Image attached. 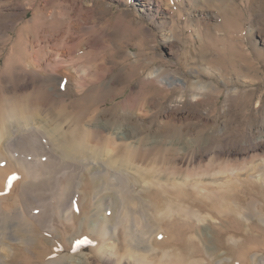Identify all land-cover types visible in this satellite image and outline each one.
Masks as SVG:
<instances>
[{
  "label": "rangeland",
  "instance_id": "obj_1",
  "mask_svg": "<svg viewBox=\"0 0 264 264\" xmlns=\"http://www.w3.org/2000/svg\"><path fill=\"white\" fill-rule=\"evenodd\" d=\"M169 36L173 47L164 42ZM157 69L189 87L152 83L149 74ZM25 95L47 101L46 115L15 133L8 151L22 168L41 173L37 183L49 185L39 192L43 200L20 199V212L37 231L13 240L0 236V264H45L53 258L43 259L46 252L57 248L55 254L84 253L82 264H129L126 256L93 249L95 240L107 243L102 235H91L95 244L84 242L94 217L115 220L116 214L110 225L119 226L118 234L137 232L141 246L153 251L131 264H264V0H158L151 8L136 0H0V112ZM133 96V118L145 122L142 134L157 131V140L178 143L177 150L153 151L141 163L165 159L177 170L161 178L186 181L143 192L128 174L121 175L123 190L106 186L94 193L85 184L99 175L86 166L96 161L63 160L47 132L57 120L53 126L44 118L63 112V131L78 126L82 132L97 113L106 116L102 121L128 114L125 102ZM112 131L97 139L103 143ZM130 195L141 211L127 218L119 201ZM183 207L199 210L206 221L185 216ZM6 213L0 203L2 220ZM19 226L27 227L25 218ZM120 244L123 253L127 247Z\"/></svg>",
  "mask_w": 264,
  "mask_h": 264
},
{
  "label": "bare ground",
  "instance_id": "obj_2",
  "mask_svg": "<svg viewBox=\"0 0 264 264\" xmlns=\"http://www.w3.org/2000/svg\"><path fill=\"white\" fill-rule=\"evenodd\" d=\"M136 1H138V4H142L143 7H147V8H149V7L151 8L153 5L157 6V3H158V0H136ZM199 1L200 0H195L196 3ZM142 12H144V11L142 10ZM216 16L212 15V16H210V18H213V17L216 18ZM208 18H209V16H208ZM164 42L166 45H168L170 47H173L175 44L174 43V37H172V36H169L166 39V41H164ZM149 79L151 80L152 83L155 82L156 84H158L162 87H165L166 89H171L173 87H179V88L184 90V89H187L189 87L188 83L184 79L177 77L173 73L167 72L166 70H162V69H157V70L152 71L149 74ZM192 86L195 87L194 85H192ZM197 86L201 87L199 85H197ZM28 94H30V93H28ZM11 99H13V98H11ZM135 101L136 100L133 96V97L128 98L125 102L126 107L129 109V113H131V115H128L129 113L128 114H121V115L117 116V119L113 118V119H109V120L106 119V120L102 121V119H104L106 116H104L103 112L97 113L93 117H91L89 123L82 125V127L80 126L81 127L80 130L82 132L79 131L78 126H77L78 131L72 130V127L69 128L68 130H66L65 132L63 131L64 130L63 125H62L63 123L61 120L65 121L68 119V118L63 119L64 114H65L63 112H61L60 114L57 112L58 116L55 115L54 119L53 120L51 119V121H48L47 118H44L45 119L44 121L42 120L46 124L51 123L53 126H54L53 122L55 120L58 121V122L57 121L55 122V126L53 128H51V129L49 128V130L47 128V132L49 133V141L52 144V148H54L58 151L59 155L62 156L63 160L66 161V159L67 160L74 159V161L75 160L78 161L80 163V165L86 164L83 162L86 159L89 160V159L93 158L94 161H96V162L93 161L94 163H91L90 165L86 166L90 171H92V169H93L92 175H94V174L99 175L98 177L93 176V178H92L93 183L85 184V187L89 186V188H91L94 193L100 194L101 191H103L106 186H110V187L112 186V187H115V189L117 188V189L123 190L124 188H126V186L123 184V181L121 179L122 178L121 175L128 176V174L133 175L135 178L134 180L136 182H134L132 184L133 188L134 187L136 188V186L138 185L137 182H140L143 185V190H142L143 192H148V190L152 189L153 186L172 187L175 185H180V183H185V181H186V180L181 179L179 177H177V178L175 177V178H173V180H171L169 178L166 180H163L161 178V176H160L161 173H163L165 171H171L172 172L174 170H177V168H175V165L173 163H170L165 159L164 160L162 159L161 161H156L154 163V165H152L151 167H145L143 165V163H141V160L143 159V157L145 155L153 152V151H161L162 153H167L173 149L177 150L178 143L176 142L174 144L173 142H175V141L169 142L167 138H160L159 140H157V138H159V136L157 137V135H158L157 131L151 132L148 135H146V133H145V135H143L141 132V130H142L141 125L144 124L145 122L143 120L138 121L137 119L133 118L134 115L138 116L137 113H134V111H132V109L135 107ZM46 106H47V101L43 100V98L42 99L40 97L34 98V97H31L30 95H25L22 97L20 96V98L18 97L17 99L14 98L13 101L8 103L7 108L5 110H1V112H0V162L6 161L5 163L0 165V203L3 204L4 209L7 211V213H6L7 215H6L5 219L2 220L0 218V236H3L4 239L6 238V239L13 240L14 238L22 237L25 234L27 235V233L31 234V232L36 233V231H37L36 224L31 222V220L29 218L24 217V214L22 213V211L20 212L19 205H21L22 203L20 204L19 201H20V199H22V197L25 198L27 203L28 202L31 203L32 199H34V200L36 199L37 201L43 200L44 198H43L42 194L39 192H41L45 189L44 185L45 186L49 185V181L44 179L43 182L37 183V181L42 180V178H41V180H38V176L40 177L41 173H38L35 170L34 171L33 170L27 171L25 169V167L22 168L23 167V166L21 167V163H22L21 161L22 160L21 159L18 160L17 158L12 156V152L9 153L10 151H8V149H9L10 139H13L15 133H20V132L23 133V131L26 132L27 131L26 125L28 123H32V122L37 123L40 115L45 114V110H46L45 107ZM147 114H149V111H147ZM92 122H94V125L90 124ZM44 123H43V128H44ZM14 125H17L19 132L12 129ZM39 126H40V123H39ZM109 127H110L111 131L112 130L113 131L110 132L111 134H109L107 136V138H105L104 142L102 141L103 143H101V141L98 140L97 138H100V135L104 132V130L105 129L107 130V128H109ZM31 128H33V127H31ZM69 133L71 134L72 139L69 138L70 137ZM79 133L80 134L83 133L81 136L82 138L78 136ZM105 135H103V136H105ZM188 147H189V145H188ZM26 148H27V146H26ZM13 158H15L14 161H13ZM101 160L104 161L105 164H103V165L106 166V168H104L103 171L99 169L102 165ZM46 167H47L46 169H48V167H50V166H46ZM51 167H52V165H51ZM19 168L24 169L26 172L20 170ZM15 170H18L19 172L15 171ZM43 171H44V169H43ZM27 172H28V174H27ZM107 172H109V176L107 178H104L106 176L105 173H107ZM45 174H48V172H46ZM83 177H84V175H83ZM49 179H51V178H49ZM52 179H53V177H52ZM110 179H114L115 182L114 183L110 182L109 181ZM83 181H84V179H83ZM88 181L90 182L91 180H88ZM178 182H180V183H178ZM68 183H69V180H68ZM67 184H66V186H67ZM69 184H68V186H69ZM20 185L23 186L21 189V192H22L21 195L22 196L18 195L16 193V189ZM71 185H73V184H71ZM80 185L83 187L84 183L81 182ZM49 187H51V186H49ZM46 190H47V187H46ZM67 190H66V193H67ZM85 190H87V188ZM79 192H80V195L84 194V190H81ZM29 197H31L32 199L28 200ZM14 198H15V201L11 204L10 202ZM127 198L128 197H126L123 200H120L119 205L121 208H124V210H122L124 213V216L129 218V216L131 214H136V213L140 212L141 208H138L136 204L131 202V201H134L136 199L135 195L134 196L130 195L129 198L128 199ZM63 199H65V198H63ZM124 200H125V202H124ZM97 201H99V200H97ZM82 202H83V199H81V196H80V204ZM99 203H101V201H99ZM65 204H68V203H65ZM61 205H62V203H61ZM64 206H67V205H64ZM25 209H27V208H25ZM137 209H138V211H137ZM167 210H170L169 213L173 212V208H169ZM227 210H232L234 212L237 211L234 209V207H231ZM107 211H109V209H106V212ZM181 211L187 217H192V218L197 217V220L199 222L206 221L205 217H202L201 213L198 212L199 210L198 211H192L189 208L185 209L183 207V210H181ZM78 214L79 215L81 214V208H79L78 212H75L74 215H78ZM98 216L94 217L92 219L93 220L92 226H91V228H88V231H86L88 233H85L88 240L87 241L83 240L84 242H88V243L91 242V244H95L96 242H98V245H94L95 246L93 248L94 250H96V251L99 250V252L102 255L112 254V255H117L121 258H122V256H123V258L126 256V258H127L126 260H128L129 264H131V262L135 263V262L141 260L143 257L147 258L150 253L151 254L153 253V251L149 247L141 246V243H140L141 240L139 239L137 232L135 235L134 231L126 230L124 232V234L123 233L118 234L119 233V230H118L119 226H117V224L110 225V220H111L110 218L98 217ZM42 217H44V216H42ZM125 217H123V219ZM23 218H25V220L27 221V227L26 228L19 226V224ZM99 218L104 219L103 225L98 224ZM43 219H45V218H43ZM117 219L118 218H117V214H116L115 220H117ZM115 220H111V221L116 222ZM45 221H47V220H45ZM37 222L40 223V220H38ZM119 223H122V222H119ZM82 228H83V226H82ZM82 228H81V230H82ZM81 230L79 232H81ZM150 230L152 232H156L155 229L152 230V228H151ZM151 231H149V232H151ZM149 232H147V233H149ZM199 232L200 231L198 229V231H196V234H199ZM19 233L23 234V235L19 236L18 235ZM14 234H17L18 236L14 237ZM196 234H195V236L198 237ZM91 235L95 236V237L102 235V236L108 238L107 243L104 244V243L100 242V244H99L98 240H95L96 241L95 242L92 238H90ZM123 241L126 244L127 248H125V250L122 253V250H121L122 246H121L120 242H123ZM3 245H4V243H3ZM81 246H82V244H81ZM83 249L84 248H81V250H83ZM57 250H59V249L57 248L54 250L55 252H52V253L49 252V254H48V252H46L43 259L45 257H48V256L51 257L52 255H53V258L51 257L48 262L45 261V264H82L81 258H83V257L80 255H82L84 253H81V254L77 253V254L69 256L66 254L64 255L62 253V251H61V253L55 254Z\"/></svg>",
  "mask_w": 264,
  "mask_h": 264
}]
</instances>
